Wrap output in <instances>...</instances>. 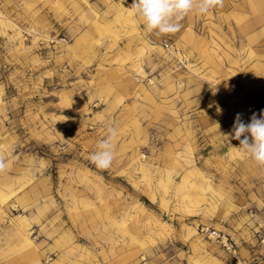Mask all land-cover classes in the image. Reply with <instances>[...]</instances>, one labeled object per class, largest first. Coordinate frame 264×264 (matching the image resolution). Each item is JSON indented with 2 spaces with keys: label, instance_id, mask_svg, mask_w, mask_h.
<instances>
[{
  "label": "rangeland",
  "instance_id": "obj_1",
  "mask_svg": "<svg viewBox=\"0 0 264 264\" xmlns=\"http://www.w3.org/2000/svg\"><path fill=\"white\" fill-rule=\"evenodd\" d=\"M132 0H0V264H264V0L168 35ZM118 127L115 157L89 156Z\"/></svg>",
  "mask_w": 264,
  "mask_h": 264
},
{
  "label": "clouds",
  "instance_id": "obj_2",
  "mask_svg": "<svg viewBox=\"0 0 264 264\" xmlns=\"http://www.w3.org/2000/svg\"><path fill=\"white\" fill-rule=\"evenodd\" d=\"M223 4L224 0H132L130 9L147 33L155 32L159 36L178 32L181 21L189 14L207 15L215 8H222ZM242 115L236 114L231 133V138L239 141V146L232 147L264 168V110L259 116L254 112L249 123L244 122ZM118 135V127L109 124L105 137L89 156L96 168L104 170L112 165ZM8 167L5 154L0 152V173Z\"/></svg>",
  "mask_w": 264,
  "mask_h": 264
},
{
  "label": "built area",
  "instance_id": "obj_3",
  "mask_svg": "<svg viewBox=\"0 0 264 264\" xmlns=\"http://www.w3.org/2000/svg\"><path fill=\"white\" fill-rule=\"evenodd\" d=\"M211 235L215 237L217 241H219L225 250L230 254V256L233 259L234 264H241L240 260L237 256V250L234 246V244L223 234H220L219 232L212 231L210 232ZM259 236L261 238V242H264V230H259Z\"/></svg>",
  "mask_w": 264,
  "mask_h": 264
}]
</instances>
